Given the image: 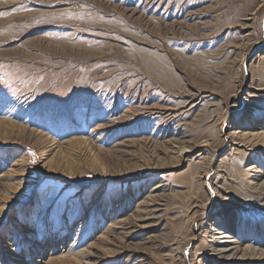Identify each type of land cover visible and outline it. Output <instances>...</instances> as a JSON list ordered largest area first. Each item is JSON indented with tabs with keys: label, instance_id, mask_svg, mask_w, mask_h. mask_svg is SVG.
<instances>
[{
	"label": "rangeland",
	"instance_id": "1",
	"mask_svg": "<svg viewBox=\"0 0 264 264\" xmlns=\"http://www.w3.org/2000/svg\"><path fill=\"white\" fill-rule=\"evenodd\" d=\"M263 125L264 0H0V264H264Z\"/></svg>",
	"mask_w": 264,
	"mask_h": 264
},
{
	"label": "bare ground",
	"instance_id": "2",
	"mask_svg": "<svg viewBox=\"0 0 264 264\" xmlns=\"http://www.w3.org/2000/svg\"><path fill=\"white\" fill-rule=\"evenodd\" d=\"M264 126V125H263ZM261 133H263V135H264V131L263 130H261ZM260 135V134H259Z\"/></svg>",
	"mask_w": 264,
	"mask_h": 264
}]
</instances>
